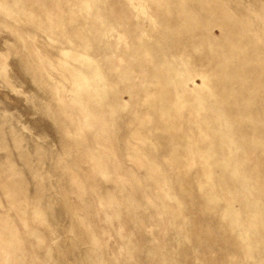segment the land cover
I'll return each mask as SVG.
<instances>
[{
    "label": "rangeland",
    "instance_id": "obj_1",
    "mask_svg": "<svg viewBox=\"0 0 264 264\" xmlns=\"http://www.w3.org/2000/svg\"><path fill=\"white\" fill-rule=\"evenodd\" d=\"M0 264H264V0H0Z\"/></svg>",
    "mask_w": 264,
    "mask_h": 264
},
{
    "label": "bare ground",
    "instance_id": "obj_2",
    "mask_svg": "<svg viewBox=\"0 0 264 264\" xmlns=\"http://www.w3.org/2000/svg\"><path fill=\"white\" fill-rule=\"evenodd\" d=\"M144 5V4H143Z\"/></svg>",
    "mask_w": 264,
    "mask_h": 264
}]
</instances>
